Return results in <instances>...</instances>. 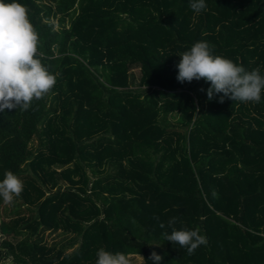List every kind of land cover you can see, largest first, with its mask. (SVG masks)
Segmentation results:
<instances>
[{"label":"trees","instance_id":"16d2710c","mask_svg":"<svg viewBox=\"0 0 264 264\" xmlns=\"http://www.w3.org/2000/svg\"><path fill=\"white\" fill-rule=\"evenodd\" d=\"M55 84L0 111V260L94 264L99 247L136 264H264V89L259 102L180 82L176 63L209 42L264 71V0H20ZM35 145H32L33 141ZM175 217L172 225L169 220ZM163 224V228L160 226ZM198 228L189 255L164 241Z\"/></svg>","mask_w":264,"mask_h":264},{"label":"clouds","instance_id":"9594fccd","mask_svg":"<svg viewBox=\"0 0 264 264\" xmlns=\"http://www.w3.org/2000/svg\"><path fill=\"white\" fill-rule=\"evenodd\" d=\"M189 8L199 13L205 10L206 0H188ZM35 32L20 0H0V111L5 108L27 110L34 99H40L55 84V75L48 71L37 54ZM176 79L180 82L203 78L209 82L205 89L208 99L215 93L234 101L259 102L264 89V71L251 70L220 54H214L209 42L194 41L186 50L176 53ZM23 188L22 181L10 170L0 176V202H11ZM175 217L169 220L172 225ZM163 228V224L160 225ZM164 241L178 244L191 254L206 238L198 228H175L162 232ZM152 264H158L161 255L150 253ZM94 264H130L126 253L99 247Z\"/></svg>","mask_w":264,"mask_h":264},{"label":"rangeland","instance_id":"374dc122","mask_svg":"<svg viewBox=\"0 0 264 264\" xmlns=\"http://www.w3.org/2000/svg\"><path fill=\"white\" fill-rule=\"evenodd\" d=\"M35 140L32 142V145L34 146L35 145ZM129 259H130V264H136L138 262L141 261V257L139 255H128ZM9 262V259L8 258H4V259H1L0 260V264H8Z\"/></svg>","mask_w":264,"mask_h":264}]
</instances>
